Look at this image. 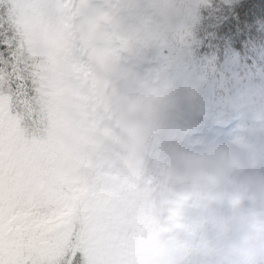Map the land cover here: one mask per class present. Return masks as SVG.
Segmentation results:
<instances>
[{"label": "clouds", "instance_id": "1", "mask_svg": "<svg viewBox=\"0 0 264 264\" xmlns=\"http://www.w3.org/2000/svg\"><path fill=\"white\" fill-rule=\"evenodd\" d=\"M209 0H9L38 86L17 129L40 190L120 264H264V84L255 126L191 140L203 74L184 75Z\"/></svg>", "mask_w": 264, "mask_h": 264}, {"label": "snow or ice", "instance_id": "2", "mask_svg": "<svg viewBox=\"0 0 264 264\" xmlns=\"http://www.w3.org/2000/svg\"><path fill=\"white\" fill-rule=\"evenodd\" d=\"M0 0V264H120L105 240L76 214L65 216L40 190L17 123L31 110L37 85L8 49L13 10Z\"/></svg>", "mask_w": 264, "mask_h": 264}, {"label": "trees", "instance_id": "3", "mask_svg": "<svg viewBox=\"0 0 264 264\" xmlns=\"http://www.w3.org/2000/svg\"><path fill=\"white\" fill-rule=\"evenodd\" d=\"M191 37L196 48L184 75L205 79L186 118L229 127L260 123L251 109L234 110L233 99L264 84V0H213L199 9Z\"/></svg>", "mask_w": 264, "mask_h": 264}, {"label": "rangeland", "instance_id": "4", "mask_svg": "<svg viewBox=\"0 0 264 264\" xmlns=\"http://www.w3.org/2000/svg\"><path fill=\"white\" fill-rule=\"evenodd\" d=\"M212 1L213 0H209L208 5L211 4ZM188 48L189 56L184 67V74L189 70L190 62L192 63L191 59L193 56V50L196 48V43L192 37L190 38ZM193 123L195 124V131L189 136V139L191 140L224 139L232 132L234 128H236L235 126L229 127L228 124L223 123L215 124L210 122L209 120L201 121L200 119H196L195 121H193Z\"/></svg>", "mask_w": 264, "mask_h": 264}]
</instances>
